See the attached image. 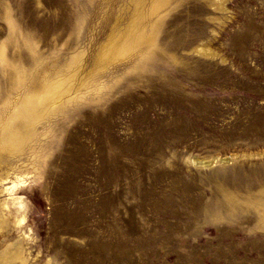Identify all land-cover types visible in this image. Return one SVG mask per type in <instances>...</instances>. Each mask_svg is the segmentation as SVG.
<instances>
[{"label": "rangeland", "instance_id": "374dc122", "mask_svg": "<svg viewBox=\"0 0 264 264\" xmlns=\"http://www.w3.org/2000/svg\"><path fill=\"white\" fill-rule=\"evenodd\" d=\"M0 264H264V0H0Z\"/></svg>", "mask_w": 264, "mask_h": 264}]
</instances>
